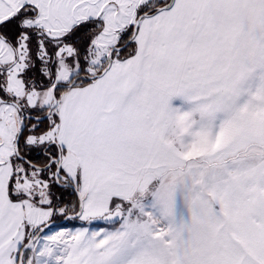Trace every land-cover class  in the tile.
Listing matches in <instances>:
<instances>
[{"label":"snow or ice","instance_id":"obj_1","mask_svg":"<svg viewBox=\"0 0 264 264\" xmlns=\"http://www.w3.org/2000/svg\"><path fill=\"white\" fill-rule=\"evenodd\" d=\"M0 264H264V0H0Z\"/></svg>","mask_w":264,"mask_h":264}]
</instances>
